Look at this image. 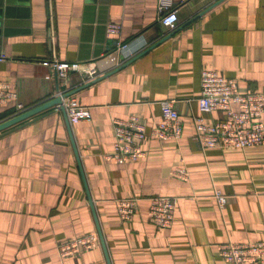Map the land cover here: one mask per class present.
<instances>
[{"label":"crops","instance_id":"obj_1","mask_svg":"<svg viewBox=\"0 0 264 264\" xmlns=\"http://www.w3.org/2000/svg\"><path fill=\"white\" fill-rule=\"evenodd\" d=\"M174 4L171 30L158 0H0V85L14 95L0 104V123L20 114L18 104L27 111L64 89L93 116L72 124L55 105L0 133V264H109L101 241L77 256L58 253L59 243L99 228L111 264H231L220 244L264 240V145L203 149L192 137L194 116L225 117L200 111L204 69L264 92V0ZM115 23L120 35L109 33ZM55 61L79 68L60 79ZM164 100L182 118L178 140L152 135ZM132 117L145 128L136 140L144 155L109 160L116 125ZM181 164L188 181L173 176ZM216 189L229 197L224 208ZM156 195L177 198L170 229L149 217ZM127 198L139 202L124 222L117 202Z\"/></svg>","mask_w":264,"mask_h":264},{"label":"built area","instance_id":"obj_2","mask_svg":"<svg viewBox=\"0 0 264 264\" xmlns=\"http://www.w3.org/2000/svg\"><path fill=\"white\" fill-rule=\"evenodd\" d=\"M159 20L165 27L174 30L177 28L179 17L175 9L174 0H158ZM112 35H120L122 25L111 24L108 27ZM128 45L121 44L122 49ZM5 58L0 57V62ZM60 79H66L71 71L79 68L78 64L63 61L54 63ZM91 78L98 76L95 70L90 74ZM202 90L198 98L200 111L211 113L223 111L225 117L209 124L202 117L194 116L193 139L203 149H247L253 146L264 145V92H242L237 80L227 77L222 72L214 69H204L202 72ZM59 96L65 113L72 124L89 122L92 120L90 107L84 106L79 99L69 94L65 89ZM9 85H0V104L13 98ZM162 120L153 130L152 135L160 140L175 139L183 136L182 118L176 109L173 100H164L161 103ZM18 111L22 113L26 108L18 104ZM117 141L113 152L107 157L119 162L135 161L144 155L141 146L136 145L137 139L145 138V128L136 117H132L128 123L117 124L115 127ZM173 176L188 181L189 172L181 164L173 169ZM214 197L218 205L224 208L229 197L216 189ZM137 198L121 199L117 202V208L124 222L130 221L137 209ZM149 206L150 219L162 229L173 227L177 208V198L173 196L156 195L151 197ZM100 245V237L97 232L78 236L57 245L61 259L77 256L82 252L90 251ZM222 258L231 264H264V240L249 241L245 243H223L218 246Z\"/></svg>","mask_w":264,"mask_h":264},{"label":"water","instance_id":"obj_3","mask_svg":"<svg viewBox=\"0 0 264 264\" xmlns=\"http://www.w3.org/2000/svg\"><path fill=\"white\" fill-rule=\"evenodd\" d=\"M61 104H62V97L58 96V97H56L53 100H50V101L45 102L43 104H40V105L30 109V110H27V111H25L23 113H20V114L16 115L15 117L0 123V133L3 132L6 129L18 124V123H21V122H23L25 120H28V119L34 117L35 115H37V114L49 109L52 106L61 105ZM61 109L65 112V110H64V108L62 106H61ZM90 203H91V206L93 207V203L91 201H90ZM93 210H94V208H93ZM96 220H97V217H96ZM98 234H99V237H100V241H101V243H102V245L104 247L105 255L107 257V261H108L109 264H111L110 260H109V255H108V252H107V248L105 246V242H104L103 235H102V232H101L100 228L98 229Z\"/></svg>","mask_w":264,"mask_h":264}]
</instances>
